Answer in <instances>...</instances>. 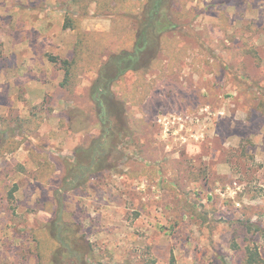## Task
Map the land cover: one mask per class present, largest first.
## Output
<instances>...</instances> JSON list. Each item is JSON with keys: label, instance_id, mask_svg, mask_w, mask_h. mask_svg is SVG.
Listing matches in <instances>:
<instances>
[{"label": "rangeland", "instance_id": "1", "mask_svg": "<svg viewBox=\"0 0 264 264\" xmlns=\"http://www.w3.org/2000/svg\"><path fill=\"white\" fill-rule=\"evenodd\" d=\"M146 3L0 0V146L18 143L0 151V264H52L63 226L91 247L81 264L264 261V0H167L162 50L111 86L112 167L68 180L102 134L98 69L131 49ZM51 57H79L65 88Z\"/></svg>", "mask_w": 264, "mask_h": 264}, {"label": "trees", "instance_id": "2", "mask_svg": "<svg viewBox=\"0 0 264 264\" xmlns=\"http://www.w3.org/2000/svg\"><path fill=\"white\" fill-rule=\"evenodd\" d=\"M166 1L147 0L139 17L135 18L138 21V32L131 49H122L116 54L110 55L98 69V77L91 87V95L102 134L94 139L90 146H79L75 149L74 163L69 169L71 177L68 180L73 181L78 176H81L83 181L88 180L91 175L110 168L109 160L113 154L118 152L121 138L126 133H121L124 129L119 130L120 114L122 116L123 111L120 113L121 104L112 93L111 86L128 72L149 69L156 55L162 50V37L165 36V33L175 30L176 24L162 12ZM64 28H68V26L64 24ZM50 60L54 64L57 62L60 64L64 71V80L60 86L67 87L71 84L79 57L73 61L57 60L54 57H51ZM13 142V137H11L0 146V151L16 150L18 143ZM56 229L52 242L57 249L52 264H73L75 261L81 264L83 259L80 256H84L85 259L93 258L90 245L80 240L79 236L73 235L72 230L64 226ZM243 261L245 264H264L256 247L245 249Z\"/></svg>", "mask_w": 264, "mask_h": 264}, {"label": "crops", "instance_id": "3", "mask_svg": "<svg viewBox=\"0 0 264 264\" xmlns=\"http://www.w3.org/2000/svg\"><path fill=\"white\" fill-rule=\"evenodd\" d=\"M107 29H108V28H107ZM107 29H106V30H107ZM104 30H105V29H102L101 31H104Z\"/></svg>", "mask_w": 264, "mask_h": 264}]
</instances>
